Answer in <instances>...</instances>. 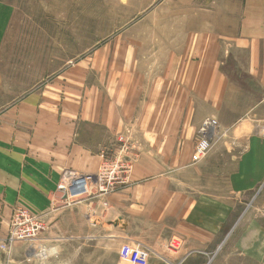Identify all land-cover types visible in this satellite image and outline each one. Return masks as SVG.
<instances>
[{"label":"crops","instance_id":"obj_1","mask_svg":"<svg viewBox=\"0 0 264 264\" xmlns=\"http://www.w3.org/2000/svg\"><path fill=\"white\" fill-rule=\"evenodd\" d=\"M221 2L168 21L160 68L119 67L114 80L82 86L76 71L61 69L1 112L0 246L11 244L0 248V264L38 256L37 244L7 240L15 211L50 212L63 174L96 175L126 132L139 152L131 184L107 198L108 221H173L171 237L183 245L175 259L159 255L166 264H264V0ZM13 13L0 0V34ZM206 118L219 120L220 138L196 159ZM228 136L233 168L225 188L208 190L216 146Z\"/></svg>","mask_w":264,"mask_h":264},{"label":"rangeland","instance_id":"obj_2","mask_svg":"<svg viewBox=\"0 0 264 264\" xmlns=\"http://www.w3.org/2000/svg\"><path fill=\"white\" fill-rule=\"evenodd\" d=\"M5 1L14 13L8 33L0 34V114L39 92L61 69L77 72L73 74L75 86L114 80L119 67L138 65L139 71L149 67L156 70L164 58L161 39L168 21L185 13L221 10L223 6L221 0ZM224 140L230 142L229 136ZM120 144L119 138L118 147ZM229 144H217L221 157L218 165L211 164L214 171L204 181V188H225L233 168ZM238 147L241 152L243 147ZM138 152L136 147L131 148L134 164ZM107 156L105 160L112 161L116 154ZM126 186L121 184L114 194ZM114 194L85 195L72 205L55 201L50 212L36 215L42 224L37 240L21 241L32 247L38 245L33 251L38 256L27 264H166L159 257L166 254H173L175 259L179 253L168 247L174 222L148 226L140 220L131 226L121 219L108 221L111 205L107 198ZM91 202V206L100 202L99 213H92L93 208L87 205ZM7 244L5 249L0 246L1 250L9 252L11 243Z\"/></svg>","mask_w":264,"mask_h":264},{"label":"built area","instance_id":"obj_3","mask_svg":"<svg viewBox=\"0 0 264 264\" xmlns=\"http://www.w3.org/2000/svg\"><path fill=\"white\" fill-rule=\"evenodd\" d=\"M219 128V120L214 118H206L199 130L200 139L196 144V159H203L212 149L215 140L220 138L217 132ZM126 132V135L120 137V147H118L116 156L112 161L104 160L100 170L94 177L79 174L73 171H67L61 178L59 191L61 198L56 202H65V205H72L76 201H80L82 196L94 195L95 197H104L106 194L113 193L121 184H131V176L135 164L134 155L131 148L137 147L134 137ZM207 144V147L201 149V144ZM12 229L8 236V241H33L37 240L42 224L39 217L32 215L27 210L18 208L11 218ZM8 244H2L5 249ZM183 242L180 238H173L169 243V248L177 252L182 247Z\"/></svg>","mask_w":264,"mask_h":264},{"label":"clouds","instance_id":"obj_4","mask_svg":"<svg viewBox=\"0 0 264 264\" xmlns=\"http://www.w3.org/2000/svg\"><path fill=\"white\" fill-rule=\"evenodd\" d=\"M204 147H207V144L206 143L201 144V149H203Z\"/></svg>","mask_w":264,"mask_h":264},{"label":"bare ground","instance_id":"obj_5","mask_svg":"<svg viewBox=\"0 0 264 264\" xmlns=\"http://www.w3.org/2000/svg\"><path fill=\"white\" fill-rule=\"evenodd\" d=\"M131 2H133L132 0H131ZM129 3V2H128ZM57 253V252H56ZM38 255V254H37ZM43 255H47V253H43Z\"/></svg>","mask_w":264,"mask_h":264}]
</instances>
